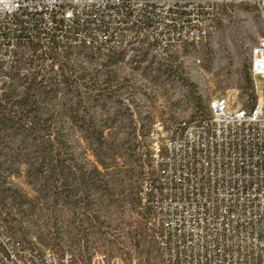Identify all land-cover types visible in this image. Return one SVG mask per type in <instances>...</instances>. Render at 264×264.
Wrapping results in <instances>:
<instances>
[{"label":"built area","instance_id":"obj_1","mask_svg":"<svg viewBox=\"0 0 264 264\" xmlns=\"http://www.w3.org/2000/svg\"><path fill=\"white\" fill-rule=\"evenodd\" d=\"M264 0H0V80L9 79L20 48L141 42L166 50L197 44L215 30L219 10ZM122 25V32H114ZM176 25V32H169ZM250 71L264 76V39L250 52ZM233 108L215 97L209 114L165 125L149 140L152 175L139 192L148 207L147 234L157 264H264V99ZM0 264H126L94 249L87 260L70 250L38 249L18 240L0 213ZM134 255L131 264H138Z\"/></svg>","mask_w":264,"mask_h":264},{"label":"trees","instance_id":"obj_2","mask_svg":"<svg viewBox=\"0 0 264 264\" xmlns=\"http://www.w3.org/2000/svg\"><path fill=\"white\" fill-rule=\"evenodd\" d=\"M139 45L141 49L143 46L147 49L137 62L143 63L147 61L149 48L156 46L146 42ZM89 48L95 49L90 54L95 66L85 72L74 70L69 75L63 67V58L70 54L72 47L56 44L51 50H45L31 45L22 55L28 60L15 61L10 66L9 79L0 80L2 218L18 240L29 239L35 224L26 226L25 230L23 220H16L15 224L16 218L11 217L1 204L7 197L18 200L16 191L7 186V179L17 175L21 165H26V180L42 201L40 221L43 225L37 226L38 231H47V242L56 249H62L63 245L79 249L83 260L89 259L92 251L97 249L93 237L98 242L117 245L119 251L125 249L118 242L121 222L112 217L123 203L139 211L147 234L149 210L147 206L139 209L142 204L139 192L144 181L151 177H138L143 174L145 160L137 149L145 144L137 142L138 129L133 124L131 129L123 128L121 110H118L122 100L114 95L130 83L128 78L120 81L117 68L125 58L124 49L109 50L110 54H106L102 52L103 47ZM171 59L169 56L166 62H156L153 57L143 73L151 79L159 78L161 74L171 76L175 72L168 62ZM48 60H51L50 64L46 63ZM156 63L159 66L153 69ZM55 65L61 69L54 70ZM25 67L32 71L21 73ZM108 67H114V70ZM155 71L159 72L158 76L152 75ZM249 82L252 83L251 77ZM115 84L117 90H112ZM144 118L151 119V116L147 114ZM141 128V138L152 132L145 131L144 126ZM91 155L95 160L90 158ZM144 156L150 162L149 146ZM119 159L123 161L119 162ZM128 188H131L130 193L126 192ZM35 201L26 195V204L32 210L37 207ZM78 209L82 210L79 220ZM108 235L113 238L109 240ZM140 237L141 234L135 232V249L141 245Z\"/></svg>","mask_w":264,"mask_h":264},{"label":"rangeland","instance_id":"obj_3","mask_svg":"<svg viewBox=\"0 0 264 264\" xmlns=\"http://www.w3.org/2000/svg\"><path fill=\"white\" fill-rule=\"evenodd\" d=\"M215 26V30L200 43H184L168 51L156 47L149 48V56L147 61L143 63L137 62L140 60L141 53L147 50L146 46H143L144 49H141L140 45L123 48L125 58L117 68L121 76L120 81L128 78L130 83L115 92L114 95L122 100L118 105V110H121L123 128L126 126L131 129L130 125L133 124L138 129L137 142H144L145 144V146L137 149L140 157L145 160L143 174L138 176L140 179L150 177L152 174L151 162L144 156L148 150L150 134L146 138H141L139 135L142 126H144L145 131H152L156 120L167 125L173 120L207 115L209 114V102L215 97L225 96L229 98L233 108L250 107L257 101L254 81L258 94L264 99V76L255 75L254 77L250 71L251 49L260 39L264 38V17L259 12V8L243 4L224 7L219 10L216 16ZM26 49L29 47L20 48L16 52L15 61L25 62L28 60L27 56L25 59L22 57L26 53ZM92 49L89 47L69 49L70 54L63 58V67L69 75L74 70L85 72L95 66L90 55L93 52ZM102 52L110 54L106 48H102ZM169 56H172V59L168 62L175 70L171 76L161 74L162 76L159 78L151 79L143 73V69L153 57L156 58V62H166ZM46 63L50 64L51 60ZM158 66L156 63L153 64L152 68L157 69ZM58 69H61L59 65H55L54 70ZM108 69L114 70V67H108ZM31 71L25 67L21 73L29 74ZM152 75L158 76L159 72H152ZM250 77L251 84L249 82ZM112 90H117L116 84ZM196 102L199 105H196ZM147 114H150L151 119L144 118ZM90 158L95 160L93 155ZM118 161L122 162L123 160L119 159ZM117 177L123 178L121 175ZM7 181V186L16 191L18 200L14 201L11 197H7L1 203L2 206L11 217L16 218L15 224L18 220H23L22 226L25 230L26 226L35 224L31 228L33 230L29 239L26 240V238L18 235L22 238L21 240L27 245L42 250L51 249L58 252L70 250L75 253L78 259L83 260L79 249L67 245H63L62 249H56L47 242V231L43 233L38 231L37 226L43 225V221H40L42 201L39 199L38 192L26 180V165H21L19 173L8 177ZM122 189L121 187L120 190ZM130 190L131 188H128L126 192L130 193ZM26 195L31 199H36L37 207L34 210L26 204ZM116 210L112 217L121 222L118 242L125 249L119 251L117 245L98 242L95 237L92 239L95 241L93 245L95 244L94 246L99 250H110L115 254L124 256L126 264L132 263L134 255L138 259V264H157L159 252L146 234L139 211L132 209L127 203H123ZM76 214L79 220L82 217V210L78 209ZM135 232L141 234L139 249L134 247ZM112 238L108 235L109 240ZM105 264H111V261H105Z\"/></svg>","mask_w":264,"mask_h":264},{"label":"bare ground","instance_id":"obj_4","mask_svg":"<svg viewBox=\"0 0 264 264\" xmlns=\"http://www.w3.org/2000/svg\"><path fill=\"white\" fill-rule=\"evenodd\" d=\"M242 4L251 5L249 3H242ZM114 32H122V25H114ZM169 32H176V25H169ZM0 254H1V246H0ZM103 264H105V261H103Z\"/></svg>","mask_w":264,"mask_h":264}]
</instances>
